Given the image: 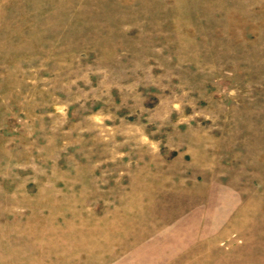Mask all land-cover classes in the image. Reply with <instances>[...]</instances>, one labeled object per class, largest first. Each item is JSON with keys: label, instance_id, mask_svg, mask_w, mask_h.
Listing matches in <instances>:
<instances>
[{"label": "rangeland", "instance_id": "374dc122", "mask_svg": "<svg viewBox=\"0 0 264 264\" xmlns=\"http://www.w3.org/2000/svg\"><path fill=\"white\" fill-rule=\"evenodd\" d=\"M0 264H264V0H0Z\"/></svg>", "mask_w": 264, "mask_h": 264}]
</instances>
